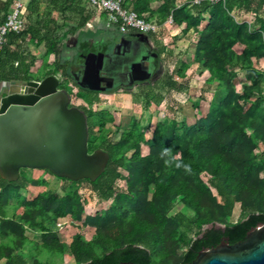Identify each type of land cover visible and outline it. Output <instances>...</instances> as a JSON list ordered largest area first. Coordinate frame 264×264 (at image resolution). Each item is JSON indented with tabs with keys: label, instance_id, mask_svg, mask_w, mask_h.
Returning <instances> with one entry per match:
<instances>
[{
	"label": "trees",
	"instance_id": "16d2710c",
	"mask_svg": "<svg viewBox=\"0 0 264 264\" xmlns=\"http://www.w3.org/2000/svg\"><path fill=\"white\" fill-rule=\"evenodd\" d=\"M16 1L0 0V26ZM151 1L126 0L125 5L159 23L173 15L184 34L193 31L195 61L208 72L206 82L217 84V97L206 114L195 106L194 116L185 122L158 121L151 137L135 120L117 142L108 140L106 126L112 114L83 108L89 152L102 149L110 155L105 173L95 182L58 177L77 187L66 188L64 194L44 190L14 206L10 205L13 191L44 187L47 182L23 171L15 182L0 176V261L6 259L4 264H29L15 255L26 249L55 254L69 250L77 264H187L223 239L229 238L231 244L244 241L251 228L264 223V90L259 86L264 82V0H203L180 7L176 0H159L162 5L157 10ZM98 12L106 19V12L83 0H26L25 26L19 34H8L0 54V82L9 86L41 81L60 72L65 79L72 77V57L61 56V48L68 45L64 40L88 46V40L81 39L92 32L85 28ZM31 44L45 45L48 58L56 56L52 66L37 65V57L28 50ZM189 68L188 62H182L166 75L163 87L169 95L176 89L188 90L175 78L187 79ZM77 95L93 101L81 91ZM166 97L155 101L160 104ZM120 181L125 189L119 188ZM85 182L99 197L96 213L87 212L88 196L78 187ZM180 204L181 212L173 213ZM237 206L241 218L230 223L227 219ZM66 217L95 229V237L89 241L78 236L67 246L56 230ZM216 223L225 229L203 230ZM29 230L39 233L41 242L31 240ZM33 264L49 263L36 260Z\"/></svg>",
	"mask_w": 264,
	"mask_h": 264
},
{
	"label": "rangeland",
	"instance_id": "374dc122",
	"mask_svg": "<svg viewBox=\"0 0 264 264\" xmlns=\"http://www.w3.org/2000/svg\"><path fill=\"white\" fill-rule=\"evenodd\" d=\"M187 0H178V4H182ZM86 5V2H84ZM153 7L157 8L159 3L156 0L152 2ZM249 21V17L246 19ZM91 30H96L98 26L91 21L88 26ZM105 22H99V31L88 32L81 39V42L88 40V46L72 48L77 45L76 42L64 40L67 48H61V56L72 57L71 64L75 63L77 68H83L85 57L88 54L87 48H93L99 53V68L101 70L102 85L107 89H113L111 92L93 91L87 87L74 88L75 92L80 90L84 98H93L91 103L86 99L79 98L77 94H73V104L79 107L91 108L95 112L108 111L113 116V120L109 122L106 128L109 130L108 140L117 142L122 132L128 129L133 121L146 128V136L151 137L156 123L160 120L169 121L173 118L180 122H185L187 119L194 116L195 106L201 109L203 114H206L210 107V102L215 99L218 94L217 84H209L206 82L208 74L202 70L195 61V45L192 41L193 31L184 34L180 27L176 25H163L160 30L155 33L156 37H137L135 39L121 41L118 40L120 32L105 29ZM140 32V31H139ZM144 36L149 33L141 32ZM84 39V40H83ZM71 42V43H69ZM150 45L155 49L165 47V51L161 57V72L156 75V78L149 83H142L134 86L131 89L114 90L119 86L129 85L130 76L127 72V63L137 60L140 61L143 57L151 51ZM28 50L37 57V65L52 66L56 59L55 55L46 56L45 45L28 46ZM172 52V53H171ZM172 55H169V54ZM182 62H188L190 70L187 72V79L175 78L177 84H184L188 90L178 91L177 89L169 95L168 91L163 87V82L167 74H173ZM143 68L149 71H154L158 65V59L151 57L149 60L142 62ZM59 74H62L61 72ZM186 83V84H185ZM260 88L264 90V82H260ZM8 91V88L6 89ZM98 92V93H97ZM159 96H167L166 100L157 104L155 98ZM98 128L95 130L97 132ZM263 150L261 146L260 151ZM260 151L258 153H260ZM24 173L35 179H45L47 185L44 187H31L30 190L13 191L10 198V205H16L21 198L31 199L44 190L55 191L64 194L66 188H71V184L63 181L58 177H50L46 175V170L24 169ZM1 182V181H0ZM120 189H125V183L120 181L118 183ZM74 185L72 188H76ZM78 187L81 188L88 196L89 203L87 205V212H97L99 210L100 200L97 193L94 192L92 186L85 182ZM1 192V187H0ZM213 193L217 195L216 190ZM183 206L177 205L173 213H180ZM188 216L192 217L193 212H188ZM241 218V208L236 207L234 215L230 217L228 222L236 223ZM57 232H59L60 239L67 244L82 236L85 240H92L95 237V229L87 228L81 222H74L70 217L64 218L57 223ZM27 236L36 242L40 241L39 233L27 231ZM1 241V240H0ZM15 255L23 256L29 264H33L36 260L41 263L49 264H77L75 258L68 250L65 254L50 253L42 249L35 252L29 249L18 250ZM6 259H2L0 264H4Z\"/></svg>",
	"mask_w": 264,
	"mask_h": 264
},
{
	"label": "water",
	"instance_id": "95a60500",
	"mask_svg": "<svg viewBox=\"0 0 264 264\" xmlns=\"http://www.w3.org/2000/svg\"><path fill=\"white\" fill-rule=\"evenodd\" d=\"M157 53H149L129 66L133 81L155 79L142 62ZM99 54L85 57L83 86L106 91L102 85ZM58 75L41 81L12 83L0 97V176L15 182L24 169L49 170L56 177L78 182L98 180L106 171L110 155L99 149L89 152V126L84 111L71 106L70 95L60 90ZM225 229L224 224L204 226ZM118 264H134L121 262ZM187 264H264V223L251 228L244 241L231 244L223 239L216 247L204 248Z\"/></svg>",
	"mask_w": 264,
	"mask_h": 264
},
{
	"label": "built area",
	"instance_id": "2783aa9c",
	"mask_svg": "<svg viewBox=\"0 0 264 264\" xmlns=\"http://www.w3.org/2000/svg\"><path fill=\"white\" fill-rule=\"evenodd\" d=\"M26 0H17L13 5L7 20L0 26V54L2 53L6 38L10 32L20 33L24 26V9ZM86 3L107 13V26H117L122 32L137 30L145 33H157L164 24L173 25V16L164 24L156 20L140 17L135 11L124 6L125 0H84ZM203 0H192V4H200ZM216 2L217 0H209Z\"/></svg>",
	"mask_w": 264,
	"mask_h": 264
},
{
	"label": "flooded vegetation",
	"instance_id": "af4514ba",
	"mask_svg": "<svg viewBox=\"0 0 264 264\" xmlns=\"http://www.w3.org/2000/svg\"><path fill=\"white\" fill-rule=\"evenodd\" d=\"M137 35L140 36V37H144V36H142L143 35L142 33H140V34L138 33L137 34V30H128L126 32L121 33L118 40L126 41V40L135 39V41H137ZM145 36L147 37V35H145ZM67 39H69V38H67ZM72 42H76L75 39L72 40ZM69 43H71V42H69ZM89 52H96V51L95 50H88V53ZM149 52L150 53H153L154 51H149ZM136 62H137V60L132 61V62H128L127 65H126L127 72H128V74L130 76V82L131 83L129 84V86H124L123 89H131V88H133L134 86H136L138 84L149 83L152 80V79H149V80L144 81V82H137V81H133L132 80L131 73H130V70H129V66L132 63H136ZM145 70H147V69H145ZM151 72L153 73V75L156 76L157 74H159V72H161V68H159L157 71H151ZM72 74H73L72 77H69L67 79L63 78V75L62 74H58V76H59V78L61 80L59 89L66 91L70 95V98H71V106H75L73 104V102H72V100H73V94L75 92L74 88H81L83 86L84 67L83 68H78L77 71H75ZM83 87H87V86H83ZM79 91L80 90L76 91L75 94H78ZM100 92H102V91H100ZM0 97H2V96H0ZM76 107H79V106H76ZM79 108L82 111H84L83 108H85V107H79Z\"/></svg>",
	"mask_w": 264,
	"mask_h": 264
},
{
	"label": "crops",
	"instance_id": "0c3cea01",
	"mask_svg": "<svg viewBox=\"0 0 264 264\" xmlns=\"http://www.w3.org/2000/svg\"><path fill=\"white\" fill-rule=\"evenodd\" d=\"M84 1V0H83ZM157 1V3H159V6L157 7V8H154L153 7V4H152V2H153V0L151 1V7L154 9V10H157L161 5H162V3L159 1V0H156ZM85 2V1H84ZM126 4V0H125V2H124V6H125V8H127V9H131V10H133L132 8H130V7H128V6H126L125 5ZM176 4H177V6L178 7H180L181 5H185V4H190V5H199V4H192V0H187L186 2H184V3H182V4H178V0H176ZM201 4V3H200ZM13 7V6H12ZM12 9V8H11ZM11 11V10H10ZM133 11H135V10H133ZM136 12V11H135ZM10 13V12H9ZM100 12H98L97 13V15H95V17L91 20V21H93L95 24H96V26H98V28L96 29V30H91V28H89L88 26H89V24L91 23V21L87 24V26H86V28H85V31H92V32H96V31H99L98 29H99V22H101V21H104L105 22V26H106V28L105 29H111V30H114V31H117V32H120V33H123L117 26H112V27H108L107 26V21H108V16L106 17V19L105 18H103V17H101V15L99 14ZM137 13V12H136ZM171 16H173V15H171ZM171 16H169V17H171ZM168 17V18H169ZM147 18L148 19H153V20H156L158 23H159V21H158V19L157 18H151L150 17V15H147ZM167 18V19H168ZM174 19V18H173ZM167 21V20H166ZM166 21H164L163 23H159V24H164ZM173 25H175V22H174V24ZM181 31H182V28H181ZM140 34L141 32H137V34ZM152 34H154V33H149L148 35H147V37H150V38H153L154 36L152 35ZM188 34V33H187ZM142 36H144V35H142ZM137 37H140V36H138L137 35ZM146 39H147V37L146 36H144ZM31 45H33V44H31ZM36 46V45H35ZM79 46H82V44H80V41H78L77 42V45L76 46H74V47H72V48H77V47H79ZM162 48H164L163 49V52L165 51V47H162ZM150 49H151V51H154L153 53H157L158 54V56L156 57L157 59H158V65H157V68L154 70V71H157L159 68H162V65H161V57H162V54H163V52H162V54H161V56L159 57V53H158V51L159 50H161V49H155V48H153L151 45H150ZM88 50H95V49H91V48H87V51ZM96 51V53L98 52L97 50H95ZM150 53V52H149ZM149 53H147V54H149ZM172 53V52H171ZM169 54V55H172V54ZM99 54V53H98ZM146 54V55H147ZM141 61V60H140ZM98 62H99V59H98ZM200 67V66H199ZM77 67L75 66V71H77ZM191 68H189V70H190ZM188 70V71H189ZM187 71V72H188ZM204 72H206L207 74H208V72L205 70ZM208 76H209V74H208ZM177 78H179V77H177ZM208 78V77H207ZM207 80V79H206ZM9 86L6 84V83H4V82H0V96H3L4 95V93L5 92H7V88H8ZM124 86H119V87H117L116 89H114V90H119L120 88H123ZM90 89V88H89ZM109 90H113V89H107L106 91L107 92H110ZM105 91V92H106ZM98 92H100V91H98ZM102 92H104V91H102Z\"/></svg>",
	"mask_w": 264,
	"mask_h": 264
}]
</instances>
